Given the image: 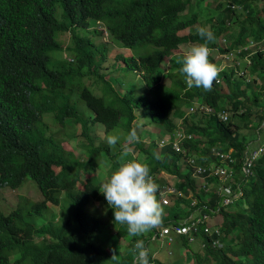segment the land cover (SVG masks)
I'll return each instance as SVG.
<instances>
[{
	"label": "trees",
	"instance_id": "16d2710c",
	"mask_svg": "<svg viewBox=\"0 0 264 264\" xmlns=\"http://www.w3.org/2000/svg\"><path fill=\"white\" fill-rule=\"evenodd\" d=\"M109 1L111 0H0V188H16L29 176L42 192L41 200L27 205L18 204L7 213L0 211V264H100L111 259L113 251L119 255L115 246L111 247L110 253L96 246L94 235L100 232L103 222L86 211L85 206L94 200L108 205L99 190L107 178L104 180L101 175H97L95 161L97 155L102 153L111 155L104 162L111 160L109 164L112 167L121 165V145L113 149L106 142L94 144L90 137V127L100 123L105 133L120 128L128 135L132 130L129 124L136 118V109L141 116L145 115L148 123L159 126L163 136L175 133L180 128L170 118L176 105L168 106L147 96H133V91L106 99L93 94L86 86H81L80 98L92 111L91 116L83 117V112L78 114L75 106H68L66 103L56 108V97L61 95L58 89L64 88L66 81L65 70L59 72L58 68L52 69L49 66L50 50L60 47L56 40L58 32L70 31L76 37L75 30L87 28L90 19H93L104 23L107 32L122 46H152V51L137 56H118L126 70L141 71L143 78L151 80L144 81L146 84L162 80L161 64L169 56L178 53L182 44L191 41L199 44L205 42L198 32L180 34V31L197 20L196 13H190V17L180 15L186 0H129L122 8H105V3ZM236 1L242 5L243 11L217 3L218 8L225 11L226 18L212 24L215 40L207 46L220 53L234 52L245 45L250 37L255 40L264 37V5L257 9L250 4L255 0ZM57 2H60L62 8L61 20L55 12ZM232 19V23L237 21L241 24L240 33L235 36L231 35L229 21ZM226 36H229V45L220 43ZM86 46L91 50L88 53L91 59L88 72L98 74L96 66L91 69L93 43L88 38H77L75 50L80 61H83ZM209 60L217 66L216 59L209 57ZM248 60L251 74L248 80L236 79L235 69L226 68L219 74L220 81L214 82L211 91H195L194 94L199 99L197 106L207 105L215 113L230 109L233 117L240 112V120L249 129L252 122L249 116L255 106L252 104L246 107L241 102L240 98L245 91L241 85L243 81L250 84L257 77L264 81V51H256ZM100 78L107 81L105 75ZM182 84V89H185L183 74ZM190 94L192 92L189 90L187 99ZM256 99L257 96L254 97L255 104ZM115 103H118V107L114 106ZM184 106L187 108L190 103L183 98V104L179 108ZM54 110L59 111L57 115L62 124H81V130L74 137L86 142V160L75 158L72 151L66 150L61 141L49 131L43 119L44 113H52ZM180 112L185 113L184 110ZM255 114L256 122L253 125L259 127L264 116L259 112ZM189 116L192 117H184L183 125L184 128L192 125L188 127L189 133L211 137L217 132L221 141L222 138L231 140L230 144H226L227 149L230 145L237 144L239 150L241 144H245L244 135L239 133V125L234 123L233 117L222 122L212 115ZM195 122L200 126L193 125ZM263 130L264 126L258 133ZM250 135H253L252 132ZM155 143L157 142L151 137L149 144L154 148ZM203 143L201 147L200 144ZM191 145L195 146L194 143ZM207 145L204 141L199 143L200 148ZM128 146L142 156L138 159V155H132L131 152L128 158H135L144 164L150 162L153 171L175 174L178 177L175 185L186 190L187 195L189 192L194 193L197 199L195 207L207 211L211 216L220 213L222 224L226 221V249L214 251L205 243L203 256L196 255L195 264L214 263V254L221 257L220 264H264V215L261 218L264 212V154L253 163L249 173L238 168L235 170L238 180L244 185L243 196L246 195L248 200L249 219L246 221L234 213L237 199L225 206L220 202L216 211L219 199L216 192H194L195 180L192 177L185 179V174L180 169L181 155L172 146H168L160 155L147 149L141 140ZM159 176L161 181H168L161 172ZM207 196L208 201L205 198ZM181 200L190 205L189 197ZM60 203V215L49 219L48 215L52 214L50 205L57 207ZM180 204L176 200L178 210L175 217H180L186 210ZM108 208L113 211L111 207ZM209 208L213 212L208 211ZM62 212L66 214L65 217ZM189 212L190 210L186 215ZM196 226L200 230L204 222ZM202 235L204 234L201 232L200 236ZM35 237L42 241H34ZM204 238L207 240L206 236ZM129 253L134 255L133 251H127L120 259L111 260L116 264H134L135 257L129 256ZM147 259L148 264H173L151 258L150 253Z\"/></svg>",
	"mask_w": 264,
	"mask_h": 264
},
{
	"label": "rangeland",
	"instance_id": "374dc122",
	"mask_svg": "<svg viewBox=\"0 0 264 264\" xmlns=\"http://www.w3.org/2000/svg\"><path fill=\"white\" fill-rule=\"evenodd\" d=\"M186 5L190 12H198V22L195 24L188 26L184 30L180 31V34L186 33H193L198 32L200 27H207L211 31V27L208 24V17L213 16L214 18H226V14L223 13L221 10L215 7L216 0H186ZM129 0H111L105 3V8H122L126 5ZM253 7L260 9L264 5L263 0H255L250 2ZM62 8L60 2L55 4V12L58 16V19L61 20ZM62 15V14H61ZM191 14L187 13L184 17H190ZM183 17V16H182ZM90 27L89 28H78V31L75 30L76 37H74L71 32L68 34L67 32H58L56 33V40L60 43L59 48H53L50 50V63L49 66L52 69H59V72L64 71L66 79L64 88H59L58 90L61 91V95L56 97V108L62 107L67 101L71 104H74L75 107L83 112V117H89L92 115V111L85 105V103L80 98L81 89L80 86H87L85 87L89 91L91 90L93 94L104 96L106 99H113L117 96H122L126 92L133 91L131 95L133 96H147L154 101H162L170 106V103H175L178 106V101L183 104V95H185L186 90L182 89V75L180 74V65H182V57L175 55L173 59L175 62H170V60L165 59V61L161 64V69L163 71V78L159 83L150 82L146 84L144 81H151L149 78L145 79L141 76V71L132 72L126 70L124 66H122V62L118 56H126V55H135L142 52H150L152 51L153 47L148 46L145 48H136V47H125L120 45L114 36L107 32V27L104 23L98 21L90 20ZM234 27V26H233ZM94 30V31H93ZM240 30V29H239ZM235 32L237 34L239 32ZM212 32V31H211ZM214 32V31H213ZM82 36H88L89 40L94 45V57L92 61L91 69L96 66V70L98 74L88 72V66L91 61L90 55L88 53L91 51L88 49V46L84 48V55L83 61L79 60V55L75 50V44L77 38H82ZM87 38V37H86ZM221 44L226 43L227 45L230 43L229 39L226 42H220ZM190 45V44H185ZM72 46V47H71ZM182 46V45H181ZM215 51V50H214ZM215 54V53H213ZM213 56V55H212ZM219 57V56H218ZM217 57V58H218ZM222 58V57H221ZM219 59V58H218ZM221 62V60H219ZM230 62H235L232 60ZM226 63V62H221ZM179 64V67H178ZM219 64V63H218ZM217 64V67H218ZM114 69V70H113ZM71 70V71H70ZM113 70V71H112ZM112 71V74H109ZM240 74H236V79H249L251 75L249 70L244 71L239 70ZM247 74V78H244L242 75ZM105 75V79L107 81H103L100 77ZM260 80L258 77L256 81ZM258 82V81H257ZM255 83V82H254ZM253 82L248 84L247 81H243L241 87L245 89L243 95L241 96V102L244 106L254 104V95L256 94L257 86ZM84 88V87H83ZM112 88V91H111ZM193 89V87L191 88ZM208 92L205 91L203 88L199 90V92ZM115 92V93H114ZM260 105L264 106V95H260ZM259 105V104H258ZM114 106L118 107V103H115ZM230 108V107H229ZM179 110H185V107L179 109H173L170 118L173 117L174 121H178L176 119V112ZM254 110H252L253 112ZM58 112L54 110L52 113L45 112L44 114V122L48 125L49 131L54 134L56 138H58L63 147L68 150L72 151V154L75 158L79 160H86L88 155L84 152V144L86 142L81 141L78 137H74L81 130V124L77 125H70L69 122L62 124L58 119ZM232 114V112L230 111ZM80 114V112H78ZM136 118L129 124V128L135 129L139 140H141L147 149H152L156 152V149L152 147L150 143V138L158 142L161 141L163 137V133H160L161 128L155 124L148 123V119L144 116L139 114V111L135 109ZM193 115H198V113H193ZM240 112L232 118L236 125H239V133L244 135V140L246 141L245 144H241V149L238 150V145H234V147L230 150L237 158L242 154V148L248 144L250 140L257 141L261 136H264V132L260 133V137L251 138L249 134L250 127L253 126L255 123L253 119L255 118L254 113L250 114L249 120L252 122L249 124V129L245 128L243 122L240 120ZM248 119V118H247ZM193 125L200 124L195 122ZM192 126V125H190ZM184 128V132L182 135H177L176 133H172L171 136V144L177 140L181 144L182 150L179 151L181 156L192 155L197 163H200L208 169V175H211L213 178H217L213 174V168L216 164L228 162V158H226V144H230L231 140L219 139L220 135H214L209 137L208 135L204 134H192L190 139H187L183 134L189 133L188 127ZM137 127V129H136ZM90 137L94 144H99L101 142L107 143V137L109 135L119 136L120 139L118 143L113 149H115L119 145H123L126 141L123 140L124 137H127L125 132L118 128L113 131H109V133H105V129L102 124L97 123L90 127ZM253 134V131H252ZM206 141L208 143L207 147L200 148L199 143L201 141ZM191 143H194L195 146H192ZM215 144L217 149L221 150L223 154L221 156L216 155L212 151L215 149H210L211 144ZM104 144V143H101ZM186 144H190L187 146ZM204 145L200 144L202 147ZM158 150V149H157ZM113 151V150H112ZM229 153V150H228ZM132 155H138L135 149L132 151ZM111 155H103L102 153L97 155V159L95 161L97 166V175H101L103 179L110 176L112 172L117 170L120 167V164L116 167H112L109 163L111 160L104 162L107 157ZM142 156L138 155V159H141ZM131 159V158H128ZM179 163L182 164L181 170L182 173L185 174V179L189 177L191 179V171H196L195 165L188 164L185 160L180 161ZM189 165V167H187ZM236 165V162H235ZM164 176H166L169 180H177L178 177L176 175H170L165 172H161ZM225 174H229L225 172ZM160 175V173H159ZM187 188H190L187 186ZM198 188V187H197ZM182 195H185L186 190L179 189ZM182 199V197L179 195ZM192 197L196 198L194 193H192ZM209 197V196H207ZM205 197V198H207ZM219 199L216 203V207L219 206V203L223 200V196L218 195ZM42 199V192L40 188L35 184L33 178L27 176L23 179L21 184L16 188L10 187H1L0 188V211L7 213L11 209L15 208L18 204L27 205L30 202H35ZM171 202L174 203V198L171 199ZM225 203L221 205L225 206ZM62 204L58 205L57 207L51 206L52 214L48 215L49 219L54 218V216H59L61 211ZM161 205V204H160ZM164 213H173L178 209L172 206H163L161 205ZM86 211L90 214L97 216L100 219L104 220V225L100 232L94 235V243L96 246H100L104 249L107 253H110V249L112 246H119L120 254L117 255L116 259H120L123 254V245L122 241L118 240V236L120 235V230H122L124 225L115 224L111 219L110 216L114 215L113 211H110L108 205L104 202L99 201H91L85 206ZM248 200L247 196L244 195L237 199V207L234 209V213L244 220L249 219L248 214ZM63 216L65 217L66 214L62 212ZM222 216L220 214L212 217V225L219 226L222 223ZM210 224V223H208ZM118 225H121V229L118 228ZM159 227H162V223L159 224ZM209 230V227H207ZM220 232L213 233L212 238L217 241V243L221 244L220 247H213L214 251H218L219 249H226V232H227V223L223 221V224L219 227ZM143 236V235H141ZM124 237H126L124 235ZM144 237H147V233L144 234ZM144 241L145 247L147 246L149 250H154L155 255L154 258L161 260L162 262L166 263H173V264H195V256H203V247L201 246V236L195 237L193 236L191 241H189L188 236H178L175 241H164L161 239H152L149 240L148 238H139ZM34 241L40 242L42 241L41 238L35 237ZM128 243V247L131 246ZM136 244V243H135ZM134 244V247H135ZM128 250V249H127ZM129 256H132L133 253H129ZM128 257V256H127ZM134 257V255H133ZM12 258V256H11ZM214 263L212 264H220L221 257L218 254H214ZM100 264H116L115 261L111 259L104 260Z\"/></svg>",
	"mask_w": 264,
	"mask_h": 264
},
{
	"label": "clouds",
	"instance_id": "9594fccd",
	"mask_svg": "<svg viewBox=\"0 0 264 264\" xmlns=\"http://www.w3.org/2000/svg\"><path fill=\"white\" fill-rule=\"evenodd\" d=\"M218 2H221L227 5V7H231L234 10L243 11L242 5L236 0H216L215 7L217 9H219L217 5ZM219 10L225 13V11H223L222 9ZM187 13H196L197 14L196 22H198V12H190L188 10L187 5H185V8L180 12V15L184 16ZM221 19L222 18L219 17L214 18L213 16H209L208 24L211 27L210 29L212 32L207 27H200L198 29V34L201 38L204 39L205 42L203 44H199L196 43L195 41H191L194 42L195 45H193L184 54L182 65H180V73L184 75L185 88L186 86L188 88H192L195 86V87L203 88L205 91H211L214 82L220 81L219 74L223 69L234 68L236 74L238 73L240 75L242 73H240L239 70L243 69L244 71L248 72L249 70L248 57L251 54L255 53L256 51H264V37L257 40L250 37L246 41L245 45H241L234 52H230V53L219 52V57H218L219 60L226 63L220 64V62H218L221 65V66L218 65V67L214 63H211L209 57H211L212 59H216L217 61L218 58L212 56L211 54V50L214 51L215 49H211L207 45L209 43L214 42L215 40L214 37L215 32H213L214 30L212 29V24L219 22ZM234 19L229 21V23H231L230 27L232 30L231 33L232 36L238 35L241 30V24H239L240 26L239 32L237 34L233 33V28H234L233 26L235 22L234 23L232 22L234 21ZM90 20L94 21L93 19ZM196 22H194L193 24H195ZM89 27H90V23L87 28ZM242 28H244V26ZM67 33L70 34V31H67ZM86 37L89 38L88 36H82V38L84 39ZM228 39L229 36H226L225 38H222L221 42L222 43L226 42ZM232 60H235V62L234 63L230 62ZM243 76L246 77L247 74L244 73ZM257 81L258 83H256ZM257 81H254L255 83L253 82L257 86L256 94L254 95V97L257 96V99L255 101L256 104L255 103L253 104L255 106V109L252 113H254V116H256L255 113L259 112L264 116L263 114L264 106L262 107L259 103L260 95H264V81H262L261 79ZM261 83L263 84L261 85ZM184 90L189 91V89H184ZM228 90L229 89L227 87V91ZM185 99L187 102L189 101V99H187L186 97ZM198 103L199 101L191 102L190 106L185 108L184 112L187 111L186 116L192 115L195 112L198 113V115L200 116H204V115L216 116L222 122H227L230 117H233V113L232 114L230 113V109L215 113L214 110L207 105L197 106ZM66 104L68 106H75L74 104H71L68 101L66 102ZM170 105H175V103L172 102L170 103ZM181 105H182L181 102H178V106L175 109L181 107ZM77 111L80 112V114L82 113V111L78 109ZM177 112L181 113L180 110ZM222 116H226V118H223ZM171 118L173 119V117ZM178 118L180 117L176 116V119ZM67 119H69V117H67ZM253 121L256 122V118H254ZM175 122L177 123V120ZM177 125H180V128L175 133L177 135H182V133L184 132V126H183L184 119H182L179 123H177ZM263 126H264V120L262 121L261 124H259V127H257V125H253L252 128H250L252 130H249V134L253 131V135H250V137L251 138L260 137V132L258 133V130ZM262 132H264V130ZM170 135H172V133L165 134L162 137L161 141L155 143L154 149H156V152L153 150L154 153L160 155V153L163 152L168 146H172V148H174L178 152L182 150L179 141L175 140L171 144L172 139ZM214 135H218L217 132H214ZM183 136H185L187 139H190L192 137V134L187 133L185 135L183 134ZM261 137L263 138H259V140L257 141L250 140L248 144L242 148V154L238 158L230 151L234 147V145H230L226 150V153H228L229 150V156L226 157L228 158V162H223L215 165V166L220 165L223 168H226L227 171H229V175H220L213 173L215 176H218L217 178H213L211 175L206 174L208 171L206 166L197 163V161L194 159L192 155H186L185 158L184 156H181L180 161L185 160V162H187L188 164L195 165L196 171L194 170L191 171V177L192 179L195 180L196 183L194 192L196 193H199L201 191L216 192L217 195L225 197L221 201V204L227 201L226 205L231 204L234 201V199H238L239 197H242L244 185L242 184L241 181L238 180L235 170L238 168L239 170H242L245 173L250 172L253 163L261 155L264 154V136ZM119 139H120L119 136L109 135L107 137V143L110 147H115ZM125 139H126V143L124 145H121L120 167L114 172H112L111 175L108 177V179H106V181L101 185V187H99V190L104 195L108 203V206L114 209V215H111L110 218L114 219L113 222L115 224L124 225L122 230L118 232L120 233V235L118 236V240L122 241L123 252L125 250L126 251L124 253H126L127 251L134 252V257H135L134 264H148V259H147L148 254L150 253V257L154 258L155 252L154 250L150 251L147 246L145 247L144 241L139 238H148L149 240L158 238L169 242V241H175L178 236H188L189 241H191L193 236L198 237L200 236L201 232L204 234L201 236V241H200L201 246L203 248L205 246V243L206 244L208 243L212 248L220 247L221 244L217 243V241L212 238V234L220 232L219 227L222 225V223L219 226L215 227L212 225V221H211L212 217H215L220 213L211 216L210 214H208L207 211H201L200 208L195 207L197 199L192 197V192H189L188 195L187 193H185V195H182V193L179 191V189L181 188L175 185L174 179L169 180L166 177L168 181L165 182L167 183L159 179L160 172H165L167 174H170L172 175V177L175 174H171L166 171H159V170L153 171L151 169L150 162L149 164L148 163L144 164L135 158L126 159L130 156L132 152V149L128 145L139 142V137L137 135L136 130L132 129L128 133ZM244 142L246 141L244 140ZM210 149L211 151L212 149H215V151L212 152L220 156L216 152L221 150L217 149L215 144H211ZM181 167L182 164L180 163V169ZM187 167H189V165H187ZM179 195L185 198L189 197L191 199L190 205H187L186 202L182 201L181 200L182 198ZM172 198H174V203L171 202ZM176 200H179L181 202L180 204L181 207L186 208L184 214H182L180 217H175L176 211L169 214L164 213L161 205L172 206L177 208ZM94 201H98V200H94ZM207 201H208V197H207ZM218 209L219 208L217 207L216 211H218ZM189 210H190L189 214L186 215V212ZM208 211L213 212V209L209 208ZM263 215L264 212L261 214V218ZM112 216H114V218H112ZM101 220L103 222L102 224L103 227L104 220L103 219ZM192 221L195 222V229L189 230L188 233H178L174 229V227L176 226L177 227H182L184 225L188 226L191 224ZM203 222H204V226L200 227L199 230V228L196 225L198 223H203ZM160 223H162V227H159ZM121 225H118V228L121 229ZM207 227H209V230L207 229ZM164 229H168V232L164 233L163 232ZM197 230H199V232L195 234ZM145 233H147V237H144ZM124 235L126 237H124ZM204 236L207 237L208 242L204 238ZM132 242L133 244L131 245V247H128V243L131 244ZM115 245H116L115 248L118 250V252H120L119 246L117 244ZM124 247H128L127 248L128 250L125 249ZM116 258H117V254L115 253V251H113V255L111 259L115 260Z\"/></svg>",
	"mask_w": 264,
	"mask_h": 264
},
{
	"label": "crops",
	"instance_id": "0c3cea01",
	"mask_svg": "<svg viewBox=\"0 0 264 264\" xmlns=\"http://www.w3.org/2000/svg\"><path fill=\"white\" fill-rule=\"evenodd\" d=\"M239 29H240L239 23H238V22H235V23H234V28H233V33L237 32V30H239ZM187 44H190V45H185V44H183L182 46H180V51H179L178 53H176V54H174V55L168 57L169 60H170V62H173L172 60H173V57H174L175 55L181 56L182 59H183L184 54H185V53H186V52H187V51H188L193 45H195L194 42H190V43H187ZM213 53H215V54H213ZM211 54H212L213 56H215V57H218V56H219V52H218L217 50H215V51L211 50ZM218 62H219V59H218ZM221 62H222V61H221ZM221 62H220V64H222ZM220 64H218V65L221 66ZM256 83H258V82H256ZM262 84H263V83H261V85H262ZM185 89H189V90L192 92V94L189 95V101H188V103L199 101V99H198L197 96L194 94V92H195V91H199L201 88H199V87H195V86H194L193 89H191V88H188V87L186 86ZM187 93H188V91L185 92V95H184V97H183L184 99H185ZM186 112H187V111H185L184 114L179 113V112L176 113V116H177V117H180V118H178L177 123H179L182 119H184V117H192V116H186ZM263 114H264V111H263ZM197 118H198V117H197ZM129 247H131V246H129ZM124 248L127 249L128 247H124Z\"/></svg>",
	"mask_w": 264,
	"mask_h": 264
},
{
	"label": "built area",
	"instance_id": "2783aa9c",
	"mask_svg": "<svg viewBox=\"0 0 264 264\" xmlns=\"http://www.w3.org/2000/svg\"><path fill=\"white\" fill-rule=\"evenodd\" d=\"M223 118H226V116H222ZM217 154H219L220 156L223 154V152L221 151H217ZM226 157L229 156V153L225 154ZM225 172H228L226 168H223L222 166L218 165V166H214L213 168V173L215 174H220V175H229V174H225ZM174 229L178 232V233H188L189 230L191 229H195V222H191L190 225L186 226H182V227H174ZM164 233L168 232V229H164L163 230Z\"/></svg>",
	"mask_w": 264,
	"mask_h": 264
},
{
	"label": "bare ground",
	"instance_id": "6f19581e",
	"mask_svg": "<svg viewBox=\"0 0 264 264\" xmlns=\"http://www.w3.org/2000/svg\"><path fill=\"white\" fill-rule=\"evenodd\" d=\"M71 71V70H70Z\"/></svg>",
	"mask_w": 264,
	"mask_h": 264
}]
</instances>
